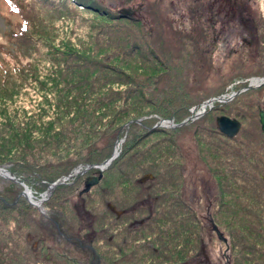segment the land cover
Listing matches in <instances>:
<instances>
[{
  "label": "rangeland",
  "instance_id": "rangeland-1",
  "mask_svg": "<svg viewBox=\"0 0 264 264\" xmlns=\"http://www.w3.org/2000/svg\"><path fill=\"white\" fill-rule=\"evenodd\" d=\"M13 1L18 3L17 7ZM102 1L107 7L113 9L114 13L122 8H129L132 12L131 15L143 20L145 26L153 23L159 27L158 22L148 15L147 10L149 11L150 7L154 16L157 14L163 23L164 37L169 39L171 48H173L171 56L163 55L170 72L169 88L167 87L163 91L159 89L153 91L151 96L155 99L154 104L148 106L149 114L146 118L141 117L143 120L141 123H145L149 127L159 118L171 117L174 122H178L185 116L191 115L189 110L195 106V109H198L201 103L209 97L221 93L230 95L232 90L245 84L240 82L231 87L234 81H245L264 75V41H257L262 36L250 35L249 43L244 42V36L240 34V30L247 27L258 29V34L261 31L264 33V0H158L156 8L153 7V4H151L152 7L149 4L153 0ZM235 1L237 4H233ZM64 3H67L68 7H65ZM243 3L247 6L246 8ZM144 17H150L148 19L153 21L150 22ZM102 20L103 18L97 13L76 4L73 0H0V126L7 122H11L16 127L23 126L26 122L37 123L36 128L27 131V134L31 133L28 136L33 141L32 144L35 145V154H26L24 157L22 144L26 142V139L14 138L17 132L8 137L11 131L7 132L4 142L8 149L1 156L6 157L9 162L1 167L11 172L10 169L14 167L13 165H22L20 160L22 158H28L31 162L35 160L39 165H42L43 168L38 175H35L30 181H23L38 197L45 193L47 188L45 183L49 181L48 179L55 181L59 176L67 174L64 170L65 168L68 170L71 163L66 164L65 161L71 155L70 153L74 150H81L84 155L86 154V150L83 148L85 144L83 136L62 140L61 147L57 149L53 143V131L49 135L51 139L46 145L47 147L39 149L41 142H44L41 139L44 133L46 134L44 127L56 115V100L59 93L58 86L56 87L53 81V72L57 64L54 63L52 66L50 53L64 49L66 44L64 50L68 49L70 45H74L76 48L84 47L91 54L100 52L97 41L101 43L103 42L101 40H105L108 36L101 29ZM26 23L29 28L26 27ZM200 25L212 30V34L210 35L208 31L207 38L198 45L199 51L204 52L203 56L205 54V57L210 61H205L207 64L200 65L202 53L199 58L191 44H187L186 50L182 51V58L177 59L174 49L179 48L180 42L182 43L178 36L182 35L183 37L192 31H196L198 35ZM20 29H28L26 33H30L26 36L24 34L23 40L29 38L26 44L23 42L20 44L21 37H23H19ZM218 33H221L219 40L213 42V35ZM225 37H228L229 42L223 40ZM245 37L249 38L248 35ZM29 40H33L34 48L38 49L32 56H28L25 49V47H29ZM101 52L103 53L104 50ZM27 63L36 65L37 77H33L32 73L28 74L27 71H32V68L24 70V73L20 74L14 71L15 68ZM194 63L201 68L200 71L194 72ZM147 90V94L150 95L152 88ZM258 104L260 107L264 106V85L255 88V90L243 92L236 98L225 102L215 101L214 107L206 109V112L200 117L201 119L205 118L206 123L212 124L215 116L218 115L238 117L242 121V128L237 136L243 138L245 132L253 133L251 131L260 130ZM138 124H132L131 129L130 125L126 130L123 129L124 135L121 138L124 137V140L119 144L117 159L104 170L103 179L88 192L80 194L81 196H79V192L83 189V177L90 174L93 169H89L84 174H77V178L71 177L65 183L57 186L60 189H54L50 196L38 206L31 204L23 195L11 200L15 181L0 175V193L7 196L4 206L0 208V262L2 264L163 263L162 257L157 256L159 254L153 253L152 248L148 249L151 242L156 240L154 239L156 234H151L149 231V222L145 216L148 212L140 211L147 206L142 204L137 211L130 209V206L135 202L136 193L152 181L139 182L144 174L139 173L132 166H129V171L126 173L119 168L120 161L125 155L124 146L130 142L126 136L129 134L136 136L138 133L145 132V128ZM56 126L57 129L62 127L59 123H56ZM98 127L101 130V126ZM190 129L179 132L181 149L185 155L187 154V168L184 172V184L181 188L176 187V189L177 193L183 195L199 216L202 229L199 227L194 229L202 231V246H200V241H197L195 247H190L185 255H192V258L189 259V256L185 262L180 260L181 257H178L183 253L176 249L177 251L173 254L175 255L174 260L177 264H229L231 261L229 257L232 254L230 247L234 242V238L230 236L232 227L219 228L212 219V213L218 207L215 206L216 201H214L216 186L206 167L199 158L195 157L196 146ZM104 136L105 133L97 134L96 139L99 141V147H103L108 139H102ZM158 137V133L153 134L141 141L139 146L143 148ZM203 137L208 138L205 133ZM209 139L213 140L214 138ZM12 140H22V144L12 148ZM110 140L111 138L108 139V142H111ZM110 145L113 150L116 140ZM171 148L175 149L174 146H170ZM175 151L178 152V149ZM73 155L75 157V154ZM173 158L180 160L178 154ZM72 162H75V158L72 159ZM78 165L85 164L80 163L76 166ZM194 165L197 167L195 170L193 169ZM17 184L20 188L19 192H21L23 187L19 183ZM139 185L143 186L139 187ZM168 189L172 188L168 187ZM238 191L240 190L238 189ZM56 193H64L65 197H68V201L63 207L61 204L56 206L60 211L59 217H65L61 219H66L74 224H78L82 220L84 223L91 222L93 224V229L98 232V236L91 245L97 255H80L79 251L75 249H71L72 254L70 255H59L62 250L59 249L58 244L47 230L50 223L47 221L42 224V211L44 213L48 211L45 209ZM248 199L243 198V201L248 203L251 201ZM225 200L229 210L225 207L222 215L228 217L229 212L237 206L232 205V202L227 201V198ZM109 202L114 203L118 209H126V212L117 219L116 214L108 207ZM122 204L127 207H122ZM81 205L90 216H83L78 211L76 206L80 207ZM252 205L253 201L250 202V206ZM25 206L27 209H23ZM61 212H65L64 216ZM46 214L49 215L48 212ZM141 220L142 224L139 223ZM214 224L225 241L215 232ZM223 227L225 226L223 225ZM104 228L105 231L102 232L101 230ZM189 232L190 230H187V234ZM28 234L33 237L29 241L26 238ZM37 238H42V240L39 244L40 248L34 251L32 243ZM253 243L259 245L258 247L264 251V242L260 241V237L250 236L248 244L253 245ZM48 245L56 249L47 250L45 247ZM236 250L238 251V249ZM252 254L251 251L245 250L239 257V263L256 264L258 262V264H264L263 252L262 255ZM234 256V262H236L235 252Z\"/></svg>",
  "mask_w": 264,
  "mask_h": 264
},
{
  "label": "trees",
  "instance_id": "trees-1",
  "mask_svg": "<svg viewBox=\"0 0 264 264\" xmlns=\"http://www.w3.org/2000/svg\"><path fill=\"white\" fill-rule=\"evenodd\" d=\"M73 1L101 16L103 18L101 29L108 36L105 40H101L103 41L101 43L97 41L100 52L93 53L94 55L80 46L76 48L74 45H70L68 49L64 50L67 44L64 45V49H60L56 53L54 51L50 53L52 66L54 63L57 64L53 72V81L54 85L58 86L59 93L56 100V115L50 120V123L45 125L44 131H46V134L44 133L41 139L44 142H41L39 149L47 147L46 145L51 139L49 136L51 131L54 133L52 136L55 142L53 141V143H55L57 149L61 147L62 140L76 139L83 136L82 138L85 141L83 148L86 150V154L84 155L81 150H74L70 153L71 155L65 161L66 164L71 163L69 169L66 170L65 168L64 170L67 174L68 171H71V167H75L77 164H96L110 157L113 151L110 144L124 135L122 126L131 119L146 118L149 114L148 106L153 105L155 101L151 96L153 91L158 89L163 91V89L169 88L170 72L163 55L171 56L170 53L173 51L169 39L164 37L163 23L157 14L154 16L150 11V7L149 11L147 10L148 15L158 22L159 27L153 23L145 26L140 18L131 14L124 16L119 10L114 13L113 9L107 7L102 0ZM157 2L158 0H153L149 4L150 6L153 4V7L156 8ZM13 4L18 5L15 1H13ZM63 5L68 7L67 3ZM148 18L150 17H144L146 20ZM153 20L151 19V21ZM26 27L29 28L28 24ZM206 28L200 25L198 35L196 31H192L183 37L182 35L178 36L182 40V43L180 42L182 47L174 49L177 53V59L182 58V51L186 50L187 44H191L199 58L202 53L200 65L207 64L205 61H210L205 57V54L203 56L204 52L199 51L198 48V45L206 38ZM27 30H19L21 32L19 37L23 36L20 44L28 42L29 38L23 40L26 35L30 34L29 32L26 33ZM110 34L113 36L110 37ZM169 46L170 48H168ZM25 49L28 56H32L34 51H38L37 48H34L33 40H29V47H25ZM102 50H104L103 53ZM35 67L34 63H27L15 68L14 71L20 74L24 73V70L32 68V71H27L28 74L32 73L33 77H37ZM200 69L194 63V72H198ZM194 77L196 78V76ZM244 83L243 86L247 84V82ZM148 88H152L150 95L147 94ZM251 90L253 89L246 91ZM189 111L191 112V109ZM191 115H187L183 119ZM235 118L241 122L242 128V121L238 117ZM194 120H190L187 124L177 128L159 127L151 131L147 130L149 126L141 123L138 126L145 128V132L138 133L136 136L130 134L126 136V139L128 138L130 142L124 146L125 155L120 161L119 168L126 173L129 171V166H132L139 173L152 175L151 179L146 180L152 182L136 193L135 202L130 206V209L137 211L140 205L145 204L147 206L140 209V211L148 212L145 216L149 222V231L151 234H156L154 238L156 240L151 242L148 249L152 248L153 253L162 257V264H177L174 260L175 255H173L177 251L176 249L183 253L178 257H181L180 260L185 262L190 256L185 255L190 247H195L197 241H200V246H202V231L200 230L202 227L199 216L183 195L177 193L176 189V187L181 188L184 184V172L187 168V154L185 155L181 149L179 132L191 128L189 131L192 133L196 146L195 157L199 158L206 167L216 186L214 201H216L215 206L218 207L212 213V219L219 228L232 227L230 236L234 238V242L230 247L232 254L229 257L231 258L229 264H240L239 257L243 255L245 250L251 251L252 255H262V252L264 253L256 243H253V245L248 244L249 237L253 235L260 237V241L264 242V133L259 122V131L245 132L243 138L237 136L239 131L235 137L228 138L217 130L215 118L213 124L206 123L205 118L201 119V117L196 119L197 121ZM56 123L61 124L62 127L57 129ZM36 124L26 122L23 126L16 127L11 122H7V124L0 126V166H4L9 162L6 157L1 156L8 149L4 142V136L7 132L11 131L8 137L17 132L14 138L26 139L24 144H22V140H12V148L22 144L24 157H26V154H35V145L32 144L33 141L28 136L31 133L27 134V131L36 128ZM98 126H101V130ZM102 133H105L102 139L111 138V142H108L107 139L105 145L99 147V141L96 138L97 134L101 135ZM156 133L159 134L157 139L152 140L143 148L139 146L141 141ZM204 133L208 138L203 137ZM99 138L101 139V137ZM209 138H214L215 141ZM170 146H174L175 149H170ZM176 149H178V152L175 151ZM73 154H75V157ZM176 154L179 155L180 160L173 158ZM74 158L75 162L73 163L72 159ZM116 159L117 157L112 160L108 167ZM20 160L22 165L16 164L10 169L20 181H30L43 168L35 160L34 162H31L28 158ZM196 168L194 165L193 169ZM102 179L103 176L100 181ZM48 180L45 183L46 187L54 181ZM13 185L11 200H14L20 191L17 182H14ZM142 186L139 185V187ZM168 187L172 189H168ZM57 189H60V187H56ZM5 198L7 196L0 193V208L4 206ZM225 198L230 203L232 202V205L237 206L229 212L228 217L222 215L223 209L229 207L225 203ZM243 198H249L248 200H251V203L253 201V205L250 206V202L243 201ZM67 201L68 197H65L64 193H56L45 210H48V212L57 210L56 206L58 204L63 207ZM109 203L118 209L114 203ZM122 207L127 206L122 204ZM23 209H27V207L25 206ZM64 213L62 214L64 215ZM120 217H117V219ZM42 218L44 221V217ZM196 227L200 229H194ZM187 230H190L188 234ZM234 252L237 257L236 262H234ZM254 252L257 254H254ZM191 256L189 259L192 258Z\"/></svg>",
  "mask_w": 264,
  "mask_h": 264
},
{
  "label": "water",
  "instance_id": "water-1",
  "mask_svg": "<svg viewBox=\"0 0 264 264\" xmlns=\"http://www.w3.org/2000/svg\"><path fill=\"white\" fill-rule=\"evenodd\" d=\"M119 12L124 16L130 15L132 13L129 8H122L119 10ZM246 82H247V84L241 88V91L255 89V88H258L261 85H263L264 84V75L260 76V77L249 78L246 80ZM234 94L235 93H231L230 95H226L223 93V94L218 95V96L209 97L208 99L204 100L201 103V105L198 109H195L196 106L194 108H192L191 109L192 115L189 117H186L182 121L174 122L172 118H159L158 121L156 123H154V125L152 127L147 128V130L151 131V130H154V129L159 128V127L177 128V127L183 126V125L187 124L190 120H194V119L200 117L201 115H203L206 112V109H212V107H214L215 101H218V102L228 101L231 99V97ZM141 121H142V118L131 119V120L127 121L122 126V128H124L126 130L130 124H132V123L141 124ZM259 122L261 125V129L264 133V110H261L259 112ZM215 126H216L217 130L220 131L222 134H224L226 137L233 138L240 131L241 122L235 117H230V116L222 114V115H218L215 117ZM123 140H124V137L117 138L116 144L117 143L120 144ZM118 153H119V151L116 150L114 147L110 157L106 158L104 161H102L100 163H96V164H85L83 166L82 165L76 166L67 175L61 176L58 179H56L55 181H53L51 184H49L46 188L45 193L39 197V200H38L39 203H34L29 199L30 196H27V194H29L28 191L30 190L29 187L23 181H20L19 178L16 177L13 173H11L8 169H5L4 167L0 166V175L7 177V178L19 183L23 187V190L18 193V196L23 195L31 204L38 206L43 200H45L48 196H50V194L53 192V190L58 185L65 183V181L71 177L78 176L77 174L80 175V174L87 172L89 169H94L95 174L88 176L84 179L83 189L80 191L79 194H82L84 192H88L91 189V187H93L99 183L100 179L103 176L104 170L108 167V165L112 162V160L118 156ZM151 178H152L151 174H145L139 179V182H144V181L151 179ZM108 207L117 216H120V214L122 212L121 210H117L110 203H108ZM214 229H215V232L219 235V237L225 241V238L221 235V233L219 232V230L215 224H214Z\"/></svg>",
  "mask_w": 264,
  "mask_h": 264
},
{
  "label": "flooded vegetation",
  "instance_id": "flooded-vegetation-1",
  "mask_svg": "<svg viewBox=\"0 0 264 264\" xmlns=\"http://www.w3.org/2000/svg\"><path fill=\"white\" fill-rule=\"evenodd\" d=\"M233 4H237L236 1L233 2ZM244 5V3H243ZM244 7L246 8L247 6L244 5ZM207 31V35H206V38L208 36V31L210 32V35L212 34V30L211 29H206ZM258 29H255V28H242L240 30V34L243 35V41L244 42H249L251 41V37L250 35H261L262 37L258 38L257 41L259 40H263L264 41V33L263 31H261L260 34L257 33ZM255 32V33H253ZM248 35L249 38H246L245 36ZM221 36V33H218L217 35H213L212 37V41L215 42L217 40H219ZM205 38V39H206ZM228 37H225V40L226 42H229V40L227 39ZM204 39V40H205ZM240 82H246L243 81V80H236L232 83L231 87L234 86L235 84H238ZM244 87V86H242ZM242 87H239V88H236L235 90H232L231 93H235L231 99L233 98H236V96H238L239 94L245 92V91H241V88ZM259 105V104H258ZM261 110H264V106L260 107L259 105V109H258V115H259V112ZM84 174V173H83ZM95 174V170H92L90 172V174H87L83 177V183H84V179L88 176H91V175H94ZM59 186V185H58ZM56 189V188H55ZM80 193V192H79ZM79 196H81L79 194ZM78 211L84 216V215H87V216H90V214L86 211H84V208L83 206L81 205L80 207L76 206ZM118 210V209H117ZM121 210V214H124L126 212L125 209H119ZM48 212V211H47ZM46 212V213H47ZM46 213H44L42 211V215L44 217V221L42 224H44L45 222L47 223V221L50 223V227L47 229L49 231V234L51 235V237H53V240L56 241V244H58V247L59 249L62 250L61 254L59 255H70L72 254L71 253V249L72 250H78L80 255H97L96 254V251L94 250V247H92V243L93 241H96L97 240V231L95 229H93V226L91 224V222L89 223H84V221H80L78 224H74L70 221H67L66 219H61V218H65V217H62L60 216L59 217V211L57 210H54V211H51V212H48L49 215H47ZM64 216V215H63ZM116 217H119L116 215ZM46 220V221H45ZM140 224L143 223V221H139ZM121 232H122V229H120ZM102 232L105 231V228L103 230H101ZM33 237L31 234H28L27 235V240H31ZM41 239H34L33 243H32V249L34 251H37L39 247V244L41 243ZM63 242V243H62ZM47 250H55L56 248L48 245L47 247H45ZM63 253V254H62ZM90 263V262H89Z\"/></svg>",
  "mask_w": 264,
  "mask_h": 264
},
{
  "label": "bare ground",
  "instance_id": "bare-ground-1",
  "mask_svg": "<svg viewBox=\"0 0 264 264\" xmlns=\"http://www.w3.org/2000/svg\"><path fill=\"white\" fill-rule=\"evenodd\" d=\"M118 147H119V144L117 143L116 145H115V149L116 150H118ZM76 177V176H75ZM69 180V179H68ZM30 189V188H29ZM31 190V189H30ZM28 191V193L29 194H27V196H30L29 197V199L32 201V202H34V203H39V197L38 196H36L35 194H34V192H33V190H31V191Z\"/></svg>",
  "mask_w": 264,
  "mask_h": 264
}]
</instances>
